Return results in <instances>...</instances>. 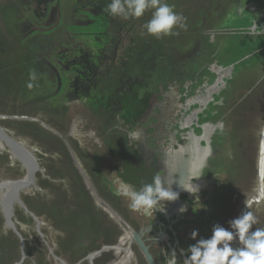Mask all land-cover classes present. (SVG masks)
I'll return each instance as SVG.
<instances>
[{"label":"flooded vegetation","instance_id":"af4514ba","mask_svg":"<svg viewBox=\"0 0 264 264\" xmlns=\"http://www.w3.org/2000/svg\"><path fill=\"white\" fill-rule=\"evenodd\" d=\"M216 1L223 22L237 17L247 23V31H253V37L262 33L255 31L264 23V0ZM110 2L15 0L13 5L5 7L20 6L21 11L16 21L20 28L16 30L20 33H14L18 38L16 46L20 58L15 57L13 62L30 64L41 79L40 83V79L37 81L43 86L41 93L37 91L36 96L29 99L31 102L26 103H30L31 111L36 107L46 109L53 100L55 105L65 108V111H56L58 116L68 114L70 108L79 110L84 120L91 118L98 133L95 140L84 141L92 146L91 149L84 145L76 149V155L71 148L74 158L68 150L69 156H66L78 176L90 185L92 198L86 200L89 199L88 205H93L95 215L102 223L104 221L101 228L111 231L116 241L113 243V237L107 238L103 245L95 246V250L86 252L77 262L103 246L116 247L120 238L127 236L126 247L129 249L130 244L135 247L141 264H148L146 255L152 264H165V254L172 248L177 250L180 263L184 259L180 249L196 242L190 239V233L194 229L200 233L213 223L219 202L217 197L229 180L232 166H241L234 162L232 138L239 135L242 123L235 114L236 108H228L226 102L230 83L236 78V63H229L225 58L209 63L208 59L200 57L189 67L182 62L176 64L178 53L189 47H179L171 35L159 39L147 35L143 25L150 20L152 10H147L141 18L123 20L107 13ZM167 2L176 11L177 0ZM207 2L200 8L202 34L210 32L208 27L217 20L216 13L218 18L221 16L215 0ZM212 16L214 21L210 23ZM193 38H196L194 34L187 36V40ZM205 38L200 36L201 40ZM28 46L30 49L37 47L39 51H31ZM167 65L172 69L170 75H159ZM181 67L190 72L180 70ZM28 77L24 75L22 82ZM162 79L165 80L161 82ZM22 98L25 100L24 94ZM75 117H78L76 111ZM258 123L248 120V127L243 130L248 139H255ZM248 139L244 145L250 146L243 147L244 155L247 169L253 173L251 179L258 187L259 162L264 149L260 148L259 141L256 152ZM116 149L123 156L116 157ZM81 156L85 160L84 168L80 166ZM263 168L262 158V172ZM155 176H159L165 186L180 192L175 202L166 203V214L155 210L151 216L134 212L128 207L129 200L116 194L120 181L139 190L152 183ZM197 185L199 193L195 191ZM96 186L104 198L98 195ZM183 187H190L191 194L182 191ZM247 188L238 187L241 189L239 198L245 197ZM261 199L262 196L259 203L251 204L248 210L257 220L264 213V210L257 212L259 206L264 209ZM211 200L216 202L212 208L207 206ZM239 201L230 211L233 214ZM181 205L187 206V212L179 211ZM253 206L258 207L254 209ZM117 218L138 236L146 253ZM68 242L73 247L76 245L70 238ZM77 243L81 249L90 246L88 241L78 240ZM112 248L95 256L92 264L98 258L101 264L115 260L116 249ZM107 253L112 255V260L105 257ZM130 258L136 261L134 251Z\"/></svg>","mask_w":264,"mask_h":264},{"label":"rangeland","instance_id":"374dc122","mask_svg":"<svg viewBox=\"0 0 264 264\" xmlns=\"http://www.w3.org/2000/svg\"><path fill=\"white\" fill-rule=\"evenodd\" d=\"M14 3L15 0H0V68L3 71L4 79L7 77L12 78L11 89H14L15 86H17L16 83L18 84L24 79V75L32 79V74L35 73L36 78L32 80L38 81L40 79L37 77V72L30 64L24 62L19 63L17 66L11 64V61L17 57V53H19V48L16 46L18 40L16 34H19L20 30H16V28H19L16 25V21L21 11L20 6H15V9H6L5 7L13 5ZM207 3V0H177L178 6L176 11L186 18L185 22L187 26L184 29L175 28L173 31L178 34L171 36L174 37L173 41L179 47L189 48L186 49L187 51L184 50L178 53L176 64L182 62L186 63L189 67L193 65L195 59L200 57L208 59L209 63H213L214 60L220 62L222 58L229 56L228 51L242 47V40L250 42L249 36L252 35L251 33L254 34V32L247 31V23L242 20L239 21L237 17H231L228 24H226V21L223 22V15L220 13L216 0L215 6L218 7L219 15L221 16L218 18L216 13L214 17H217V20L213 25L210 24L208 27L210 32L207 33L205 31L203 35L200 24L202 20V17H200V8H204ZM227 14L225 17H227ZM209 21L213 23V16ZM262 26H264V23ZM262 26L259 25L257 29L264 35V27ZM69 29H72V27ZM15 32L16 34H14ZM192 34H194L196 38H194V40L191 39L193 40L191 45L190 40H187V36ZM245 35L247 38H245ZM200 36L206 37V40H201ZM20 38L23 39L22 37ZM252 39L254 38L252 37ZM263 40L264 37L257 39V41ZM28 49L31 51H39L37 47L30 49L28 46ZM244 49V53L238 54L237 57L235 56L236 54H233L239 69L236 71V78L230 83L231 89L227 93L228 99L226 101L228 108H236L235 114L238 116L239 122L242 123L239 135L236 138H232V142L235 145L233 149L235 155L234 162L235 164L241 163V166H232L233 169H231V173L228 175L229 180L222 186L219 196L217 197L219 198V202L216 212L214 213L213 223L208 224L206 226L207 229L201 231L197 239H200L203 235H206L205 238H207L211 234V229L214 224L228 228V222L235 217V214L236 216L239 215L238 210L241 205L246 200L251 199L252 196H255L257 191V182L251 179L253 173L247 169L248 163L246 155H244L245 151L243 147H249L250 145H244V142L248 138L243 134V130L245 126L246 128L248 127V120L253 119L255 122H259L257 124L255 139H248V142L253 145L254 150L258 152L259 135L264 125V116L262 115V108L264 107V57L259 59L252 58L256 51L249 50L247 46ZM7 51L11 52L9 56L6 55ZM166 60L168 62L170 61V59ZM167 66L163 71H160L159 75H170L172 69L169 65ZM12 67H14V70H12ZM183 68L184 67H181L180 70ZM184 72L190 71L186 69ZM158 78L161 77L157 76V79ZM164 80L165 79H162L161 82ZM40 81L41 79L39 83ZM2 83L3 80L0 79V116L7 117V119L0 120V126L9 130L12 136L21 143L36 150L35 155L41 168V173H36L35 188L26 190L21 195V198L27 209L42 223L40 232L44 235L53 253L66 262V264H76L86 252L95 250V246L98 247L99 245H103L102 242L107 238L113 237L114 243L116 241V236L112 235L111 231L101 228L104 221L103 223L101 222L98 216L95 215L96 211L93 205H88V203H90L89 199L86 200V198H92L90 195L89 183L84 182L78 176V172L75 170L74 165H70L69 157L66 156L68 153L63 140L53 132L64 136L76 155L78 153L76 149L84 145L88 147V149H91L92 146L84 143V141L87 139L95 140L96 137H98V133L92 125L91 118H86L84 120L79 110L70 108L68 114L60 117L57 115V110L54 107L56 106L54 104L55 101L50 100L49 107L46 109L36 107L34 110H37V112H33L34 110L31 111L30 103L16 102L13 98V94L11 95L9 93L10 89L4 88L5 85H2ZM13 83H15V85ZM257 86H260V88ZM249 91L253 93L244 100V97ZM30 93L31 92H27L26 94ZM253 99H255V101ZM241 101L243 102L239 106L238 103ZM75 111L78 113V117H75ZM12 116L27 119L12 120L10 118ZM12 123L17 126H14ZM42 124L47 127V130L42 127ZM253 133H255V130ZM62 143L65 148L64 150H61ZM114 154L116 157L123 156V153L118 149L115 150ZM4 156H6V159H4ZM262 158L264 162V151ZM84 165L85 160L81 156V168H84ZM24 172L25 170L20 166L19 162L10 160L6 150H0L1 180L17 179L22 176ZM241 186H248L244 198H239L241 189H238V187L241 188ZM261 186V202H264V168ZM94 189L97 190L98 195L104 198L98 186ZM211 201L212 202L207 206L212 208L216 205V202H214V200ZM238 201L236 212L233 214L230 211ZM253 207L256 209L258 206ZM259 210L264 209L262 206H259L257 212H259ZM219 214L221 216L220 218ZM258 218V223L255 227H264V213ZM14 219L25 240V253L28 259H26L23 264H53L54 261L48 256L45 243L40 240L35 231L34 222L31 217L22 209L16 207L14 209ZM8 232L10 231L3 226V223L2 226L0 224V237L7 235ZM118 236H120V234ZM74 237L84 238L75 241V239H73ZM68 238L76 243L74 247L68 242ZM78 240L88 241L90 246L81 249L78 246ZM233 246H236L235 241L233 242ZM158 247L163 248L162 245H158ZM28 248L30 251L29 254ZM129 250L131 255L132 251H134L136 255V261L133 258L128 259L129 264H141V258L135 247L130 244ZM104 255L110 260L113 259L110 253ZM81 264H87V262ZM94 264H101L99 258L94 261ZM178 264H182V262Z\"/></svg>","mask_w":264,"mask_h":264},{"label":"clouds","instance_id":"9594fccd","mask_svg":"<svg viewBox=\"0 0 264 264\" xmlns=\"http://www.w3.org/2000/svg\"><path fill=\"white\" fill-rule=\"evenodd\" d=\"M147 10H152L151 18L143 27L149 36L159 39L162 36L175 35L178 34L173 31L175 28L184 29L187 26L186 18L175 11L174 6L167 0H111L106 7L110 16L123 20L141 18ZM35 78L33 73L32 79ZM65 148L69 151L66 145ZM70 151L74 157L71 148ZM75 162L78 166L76 160ZM120 185L116 194L129 200L128 207L132 211L148 216H151L154 210L166 214V203L175 202L180 196V192L165 186L159 176H155L152 183L143 185L139 190L123 181H120ZM181 190L190 194L192 192L190 187H183ZM195 190L199 193L198 185ZM247 208L248 205L244 204L241 214L228 222V228L214 224L207 238L196 239L199 232L194 229L190 233V239L196 242L188 245L186 249H180L184 255L182 264H264V227H254L258 223L257 217ZM187 210L186 205H181L179 209L181 213ZM165 264H178L175 248L166 252Z\"/></svg>","mask_w":264,"mask_h":264},{"label":"water","instance_id":"95a60500","mask_svg":"<svg viewBox=\"0 0 264 264\" xmlns=\"http://www.w3.org/2000/svg\"><path fill=\"white\" fill-rule=\"evenodd\" d=\"M0 119H5V117L0 116ZM12 119L18 120V119H27V118H12ZM42 126L45 130H47V127L44 124H42ZM262 132H264V125L259 135L260 148L264 147V136H262ZM53 133L59 136L63 140L64 144L67 146V148L70 151V147L65 137L58 133L55 132ZM0 150L1 151L6 150L10 160L19 162L20 166L25 170L24 174L18 177L17 179H13V180L0 179V214L2 217L3 226L7 230H9L18 240L19 258L16 261H14L12 264H23L24 261L28 259V256L25 253V240L22 237L20 230L18 228V224L14 219V209L16 207H19L31 217V219L34 222L35 231L38 234L40 240L45 243L48 251V256L53 259L54 263L56 262L58 264H66V262L58 258L53 253V250L45 242L46 240L44 238V235L40 232L42 223L34 214H32L27 209L21 198V195L26 190L35 188L36 173L37 172L41 173V168L35 155L36 150L18 141L15 137L12 136V133L10 131H8L7 129L1 126H0ZM82 174L83 176H85L83 172ZM260 196H262V188H261V194H258L256 191V195L252 196L253 198L246 200L241 205V207L238 210V213L242 212V210L244 209V204L248 205L247 210H249L251 204H258L259 203L258 199H260ZM94 197H98V196L94 194ZM117 220L124 227V229L134 238V240L137 242V244L142 249V251L146 253L145 249L142 247V244L138 240V236L135 235L133 232H131L119 218H117ZM111 248H112L111 246H103L100 251L92 252L88 254L84 259L80 260L77 264H79L82 261H87V263L92 264V260L95 256H97L103 250H110ZM146 258L148 264H152L147 255Z\"/></svg>","mask_w":264,"mask_h":264},{"label":"trees","instance_id":"16d2710c","mask_svg":"<svg viewBox=\"0 0 264 264\" xmlns=\"http://www.w3.org/2000/svg\"><path fill=\"white\" fill-rule=\"evenodd\" d=\"M226 24H228L227 21H226ZM257 31H259V30L257 29L256 32ZM253 35L249 36L250 42H246V41L242 40V42H243L242 47H239V48L232 49V50L228 51V55L229 56L228 57H224V58L228 59L229 63H234L235 64L236 60H234L233 54H236L235 56L237 57L238 54L244 53V50H245L244 48L246 46L248 47L249 50L256 51V53H254L252 58L259 59L261 57H264V40L263 41H257V39H259L261 37H264L263 33H261L259 35H256L255 37H253ZM235 36H237V35H235ZM252 37L254 39H252ZM193 40H194V38H193ZM193 40H190L191 44H192ZM148 53L146 55H148ZM10 54H11V52L7 51L6 55L9 56ZM150 54H154V52H151ZM16 58H20L19 57V53H17V57ZM224 58H222V59L225 60ZM11 64H13L14 66H17L19 64V62H13V60H12ZM235 65H236V67L234 68V71L236 72L239 69V67H238L237 63ZM12 70H14V67H12ZM8 73H9V71H8ZM4 78L5 77H3V71L0 68V79L3 80V81L5 80L2 83V85L5 83V87L4 86L3 87L6 88V89H10L9 93L11 95L13 94L14 100L16 102H18V103L31 102V100H29V99H31L32 97L36 96L37 91L40 94L41 93L40 89L43 87L37 81H33L30 77H28L25 82L20 81L18 84L16 83L17 86H15L14 89H11L12 78L11 77L10 78L7 77L6 79H4ZM13 84L15 85V83H13ZM29 85H31V87H29ZM257 87L260 88V86H257ZM251 91H249V93L244 97V100L249 95H251L253 93V92L250 93ZM27 92H31V93L30 94H26ZM22 94H24V95L26 94L25 95V100L22 98ZM253 100L255 101V99H253ZM40 102H43V99H40ZM54 107L56 108L57 111H59V110L65 111L64 107H60V106H57V105L54 106ZM14 126H17V125H14ZM41 133H43V132H41ZM64 149L65 148H64V145L62 143L61 150H64ZM4 159H6V156H4ZM2 223H3L2 222V217H1V214H0V224H1V226H2ZM77 238L78 237H74V239H77ZM28 251H29V248H28ZM29 253H30V251L28 252V254ZM17 258H18V240L11 232H8L7 235H5L3 237H0V264H12L14 261L17 260Z\"/></svg>","mask_w":264,"mask_h":264},{"label":"bare ground","instance_id":"6f19581e","mask_svg":"<svg viewBox=\"0 0 264 264\" xmlns=\"http://www.w3.org/2000/svg\"><path fill=\"white\" fill-rule=\"evenodd\" d=\"M262 147V146H261ZM259 167L261 168L259 171V181L261 183V179L263 178V172H262V157L260 158V162H259ZM258 182V187H257V193L261 194V184ZM253 198V197H252ZM241 213H239L240 215ZM129 243V241L127 240V236H125L124 239L119 240L118 244L116 245V247H113L112 249H116L115 250V254L116 256H114V258H116L115 260H112L109 264H128V258L130 257V251L129 249L126 247V245ZM53 264H57V263H53Z\"/></svg>","mask_w":264,"mask_h":264}]
</instances>
